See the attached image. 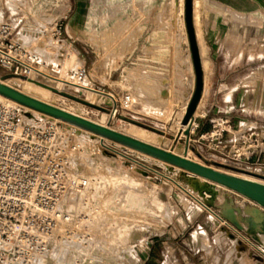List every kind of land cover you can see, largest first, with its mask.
<instances>
[{"label": "rangeland", "instance_id": "rangeland-1", "mask_svg": "<svg viewBox=\"0 0 264 264\" xmlns=\"http://www.w3.org/2000/svg\"><path fill=\"white\" fill-rule=\"evenodd\" d=\"M0 10L3 17L13 18L20 25L59 21L61 34L71 39L73 54L87 68V78L80 87L84 90L61 89L63 81L42 76L34 78L37 82L18 76L3 80L15 78L10 81L15 87L43 99L49 96L59 108L108 127H121L142 139L165 143L166 149L177 147L179 153L188 152L194 161L264 182L262 158L239 167L226 160L229 148L214 147L200 138L213 121L227 118L220 111L213 114L208 93L201 92L197 113L192 117L195 106L191 121L186 123L188 133L178 127L195 91L185 0H0ZM70 62L79 63L73 55ZM126 95L130 96L127 103ZM25 112L30 119L43 118ZM257 113L263 117L264 109ZM195 123H199L197 127ZM230 124L229 131L234 133L238 127L231 119ZM77 130L83 142L75 150L76 167L84 175H96L102 192L101 212L115 214L112 221L101 220L98 229L102 234L91 237L101 264L121 262L124 240L113 242L110 232L126 222L132 227L133 264L145 259H150V264H264V227L249 228V214L244 210L257 206V202L111 139ZM164 175L193 191L195 198L253 244L228 224L214 220L205 207ZM221 200L231 210L225 211ZM144 239L152 242L150 249L143 246ZM71 254L56 249L40 258L39 264H71Z\"/></svg>", "mask_w": 264, "mask_h": 264}, {"label": "built area", "instance_id": "built-area-1", "mask_svg": "<svg viewBox=\"0 0 264 264\" xmlns=\"http://www.w3.org/2000/svg\"><path fill=\"white\" fill-rule=\"evenodd\" d=\"M74 54L59 21L20 25L0 10V77L42 76L63 81L61 89L84 90L79 84L87 78L86 64ZM72 55L77 65L70 64ZM230 127V119H216L200 138L229 148L226 160L239 167L253 158L264 160L262 127L234 133ZM79 134L77 127L57 118L30 119L21 104L0 95V264H39L56 249L70 251L71 264L102 263L91 237L102 234L101 220L112 221L115 214L101 212L96 175H84L76 167L75 150L83 142ZM131 228L127 222L111 228L113 242L124 240L119 264H133ZM143 246L150 249L152 242L144 239Z\"/></svg>", "mask_w": 264, "mask_h": 264}, {"label": "crops", "instance_id": "crops-1", "mask_svg": "<svg viewBox=\"0 0 264 264\" xmlns=\"http://www.w3.org/2000/svg\"><path fill=\"white\" fill-rule=\"evenodd\" d=\"M195 12L208 62L202 92L213 114L220 111L237 131L264 128L257 113L264 109V0H199Z\"/></svg>", "mask_w": 264, "mask_h": 264}, {"label": "water", "instance_id": "water-1", "mask_svg": "<svg viewBox=\"0 0 264 264\" xmlns=\"http://www.w3.org/2000/svg\"><path fill=\"white\" fill-rule=\"evenodd\" d=\"M192 12H193V0H185V24H186L189 43H190L193 67L195 71V91L191 99L190 105L187 109V113L183 118V123H187L189 121L190 115L201 96L202 84H203L202 65L198 52ZM8 76L9 74H4L0 77V95L13 99L18 104L31 107L43 113L49 114L55 118L63 120L65 122H71L79 127L90 130L97 135H102L113 141H117L124 145L131 146L137 150H140L154 157L167 161L173 165L192 171L212 181L223 184L231 188L232 190L242 195H245L251 200L264 206L263 183L216 170L208 165H204L199 162L187 159L185 157L173 154L170 151H166L164 149L154 147L147 143L128 137L115 130L109 129L107 127L94 123L90 120L82 118L78 115L67 112L59 107L38 100L34 97H31L25 93H22L2 83L1 81L7 78ZM185 132L188 133V130L185 129Z\"/></svg>", "mask_w": 264, "mask_h": 264}, {"label": "bare ground", "instance_id": "bare-ground-1", "mask_svg": "<svg viewBox=\"0 0 264 264\" xmlns=\"http://www.w3.org/2000/svg\"><path fill=\"white\" fill-rule=\"evenodd\" d=\"M199 1V0H198ZM197 0H195L194 1V4H193V9L195 10L196 9V5H197V2H198ZM199 5V4H198ZM199 8V7H198ZM180 9H181V7H180ZM194 10H193V12H194ZM197 12H198V9H197ZM197 12H195L194 13V16H193V24H194V29H195V34H196V41H197V46H198V52H199V57H200V60H201V65H202V69L203 70H208V68H207V63H206V60L207 59H205V47H204V45H203V42H202V39H201V36L202 35H200L201 34V32H200V24H199V21H198V14H197ZM189 67L191 68V64H189ZM192 72V71H191ZM206 72V71H205ZM206 77V76H205ZM13 79H15V78H10V79H7V80H2L1 82L2 83H4L5 85H8V86H10V87H12V88H14V89H16V90H18V91H20V92H22V93H25V94H27V95H29V96H31V97H34V98H36V99H38V100H41V101H43V102H46V103H48V104H51V105H53L52 103H51V101H49V96H47V98L46 99H43V98H40V97H37V96H35L34 94H32V93H28V92H25V91H23V89L21 90V89H18L17 87H15L10 81L11 80H13ZM25 79H28V80H31V81H35V82H37V80H35L34 78H25ZM206 79V78H205ZM205 79H204V81H205ZM20 80V79H19ZM14 82V81H13ZM17 82V81H16ZM193 82V81H192ZM205 84V83H204ZM30 85V84H29ZM81 87H83V85L82 84H79ZM93 85V84H92ZM205 86V85H204ZM31 88H32V86H30ZM33 89V88H32ZM204 89V88H203ZM30 90V89H29ZM27 91V90H26ZM31 91H33V90H31ZM30 92V91H29ZM34 93V92H33ZM203 93V92H202ZM47 94V93H46ZM53 94V93H52ZM107 94V93H106ZM204 94V93H203ZM202 95V94H201ZM1 97L5 100V101H7V102H9V103H17L15 100H13V99H10V98H8V97H4V96H2L1 95ZM200 100V99H199ZM113 105V104H112ZM23 107H24V109H25V111H27V113H29V114H31V113H37V114H39V115H41V116H43V118H55V117H53V116H51V115H49V114H46V113H43V112H41V111H38V110H36V109H33V108H31V107H28V106H25V105H22ZM55 106V105H54ZM198 106H200V104L198 103L197 105H196V108H195V110H194V112H193V114H192V117L197 113V108H198ZM57 107V106H56ZM62 109V108H61ZM78 109V108H77ZM63 110H65V111H67V112H70V113H73V114H75V115H78V116H80V117H82V118H85L84 116H82L81 114H79L78 112H73V110L72 111H70V110H67V109H63ZM80 111V110H79ZM186 112V111H185ZM184 112V113H185ZM183 113V114H184ZM110 118L112 117V114H110V116H109ZM58 119V118H57ZM85 119H87V120H89L88 118H85ZM91 121V120H90ZM190 121H191V119H190ZM189 121V122H190ZM92 122H94V121H92ZM67 123H69L70 125H72V126H75V127H77V128H79V129H83L84 131H87V132H89V133H93L94 134V132H92V131H90V130H87V129H85V128H82V127H79V126H77V125H75V124H73V123H71V122H67ZM94 123H96V122H94ZM97 124H99V123H97ZM188 124V123H187ZM187 124L186 123H182L181 125L179 124V128H181V129H185V127L187 126ZM99 125H102V124H99ZM102 126H104V127H107V128H109V129H112V130H115V131H117V132H119V133H122V134H124V135H126V136H128V137H131V138H134V139H136V140H139V141H141V142H144V143H147V144H149V145H152V146H154V147H157V148H160V149H164V150H166V151H170V152H172L173 154H176V155H179V156H182V157H185V158H187V159H190V160H192L191 158H189L188 157V152H186V151H184V153L183 154H181V153H179L178 151H180V150H178V148L177 147H172L171 149H166L165 147V143L162 145V144H160V143H155V142H153V141H149V140H146V139H142V138H139V137H137V136H134V135H132V134H130V133H128L125 129H123V128H121V127H108L107 125H102ZM117 126V125H116ZM101 138H106L105 136H102V135H99ZM106 139H109V138H106ZM115 142H117V141H115ZM178 142V141H177ZM176 142V143H177ZM118 144H121V145H123L124 146V144H122V143H120V142H117ZM127 148L129 147V148H131V150L133 149V150H135V151H137V152H139V153H141V154H144V156L146 155V157L148 156L149 158H154V159H157V160H160V161H162L163 163H165V164H167V165H172V166H175V165H173V164H171V163H169V162H167V161H164V160H162V159H159V158H157V157H154V156H152V155H150V154H147V153H145V152H142V151H140V150H137V149H135V148H133V147H131V146H128V145H125ZM165 146V147H164ZM194 161V160H193ZM196 162H199V161H196ZM160 163V162H159ZM199 163H201V164H204V165H207V164H205V163H202V162H199ZM208 166H210V165H208ZM210 167H212V168H214V169H216V170H219V171H222V172H225V173H228V174H232V175H235V176H238V177H242V178H245V179H249V180H253V181H257V182H260V183H263L264 184V182L262 181V180H260V179H257V178H254V177H252V176H248V175H245V174H237V173H234V172H228V171H224V170H220V169H218V168H215V167H213V166H210ZM187 173H189L190 175H193V176H196L197 178H199V179H202V180H204V181H207V182H210V183H215V184H217V185H221L222 187H225V188H228V189H231V188H229V187H227V186H225V185H223V184H220V183H218V182H215V181H212V180H210V179H208V178H206V177H203V176H201V175H198V174H196V173H194V172H192V171H189V170H186V169H184ZM167 179H169V180H171L172 182H174V184L176 185V186H178L180 189H182L184 192H186L187 194H189L190 196H192L193 198H195L196 196H195V194L194 193H192L193 191H191L189 188H187V187H185L184 185H182L180 182H178V181H176V180H173L171 177H169V176H167V175H164ZM232 190V189H231ZM234 191V190H233ZM236 192V191H235ZM243 196H245V195H243ZM245 197H247V196H245ZM248 198V197H247ZM203 207H205L209 212H210V214L212 215V218L214 219V220H217V221H221V222H223V223H226V224H228L239 236H241L242 238H244L245 240H247L249 243H251V244H253L250 240H248L246 237H244L237 229H235L233 226H231L229 223H227L226 221H224L223 220V218L222 217H220L216 212H214L211 208H209L203 201H201L200 199H198V198H195ZM250 199V198H249ZM222 200H223V198H222ZM222 200H221V202H222ZM251 200V199H250ZM251 201H253V200H251ZM257 206H252V207H247L246 206V208H244V210L249 214V216L247 217V222H248V226H249V228H252V229H254L255 227H257V226H262V227H264V212H262V210L260 209V207H262V208H264V206H262L261 204H259V203H257L256 204ZM220 206L221 207H223L224 209H225V211L229 208L228 207V204H227V202H222L221 204H220ZM231 208V207H230ZM229 208V209H230ZM231 210V209H230ZM228 212H231V211H228ZM261 250V249H260Z\"/></svg>", "mask_w": 264, "mask_h": 264}]
</instances>
